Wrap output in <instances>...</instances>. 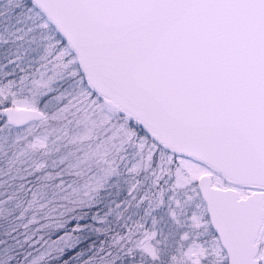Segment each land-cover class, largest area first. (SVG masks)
Instances as JSON below:
<instances>
[{
	"label": "snow or ice",
	"instance_id": "6c2138e0",
	"mask_svg": "<svg viewBox=\"0 0 264 264\" xmlns=\"http://www.w3.org/2000/svg\"><path fill=\"white\" fill-rule=\"evenodd\" d=\"M0 264H264V0H0Z\"/></svg>",
	"mask_w": 264,
	"mask_h": 264
},
{
	"label": "trees",
	"instance_id": "16d2710c",
	"mask_svg": "<svg viewBox=\"0 0 264 264\" xmlns=\"http://www.w3.org/2000/svg\"><path fill=\"white\" fill-rule=\"evenodd\" d=\"M0 57H2V49H0Z\"/></svg>",
	"mask_w": 264,
	"mask_h": 264
}]
</instances>
